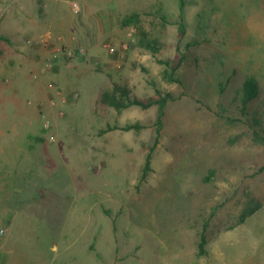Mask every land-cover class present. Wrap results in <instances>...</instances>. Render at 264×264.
Segmentation results:
<instances>
[{"label":"rangeland","instance_id":"rangeland-1","mask_svg":"<svg viewBox=\"0 0 264 264\" xmlns=\"http://www.w3.org/2000/svg\"><path fill=\"white\" fill-rule=\"evenodd\" d=\"M72 2L97 21L53 44L40 0H0V264H264V0ZM115 85L171 94L160 131Z\"/></svg>","mask_w":264,"mask_h":264},{"label":"trees","instance_id":"trees-1","mask_svg":"<svg viewBox=\"0 0 264 264\" xmlns=\"http://www.w3.org/2000/svg\"><path fill=\"white\" fill-rule=\"evenodd\" d=\"M139 14L138 13H132L128 16H126L122 23L123 25H131L133 23H136L139 21ZM181 31L184 32V27L181 26ZM141 46L144 47H148V48H152L155 45V40H142L140 42ZM180 61H178V63L173 67V71L176 67H178L180 65ZM173 71L172 72H168V76L170 79L176 81V79L173 76ZM242 90H243V97H242V106L243 108H245L247 106V104L257 96L258 94V84L255 78L253 77H247L243 84H242ZM171 98L174 99L173 97H171V94L167 93L165 95L160 96L159 99L153 100L150 99L147 102H143L142 100L134 97L131 98L130 97V93L129 90L123 86H119V85H115L112 91H104L102 93L101 96V102H103L104 104H108L112 107H115L116 109H122V108H126L129 107L131 105H140L142 107H148L150 104L152 103H157L158 104V118H157V131H160V128L162 127V118L164 116V109L165 106L167 104V100ZM133 127H138V123L135 124H126L124 126H122L123 129L128 130L131 129ZM116 128L113 126H108L106 129H102L101 131L105 132L107 130L110 129H114ZM150 162H151V153L149 152L146 156L145 159V164L143 167V172H142V179H144L148 173V171L150 170ZM251 212V209H250ZM247 212L243 213L241 216V220L244 219L245 215ZM205 243H206V236L204 232H201L200 234V241H199V254H206V250H205Z\"/></svg>","mask_w":264,"mask_h":264},{"label":"crops","instance_id":"crops-1","mask_svg":"<svg viewBox=\"0 0 264 264\" xmlns=\"http://www.w3.org/2000/svg\"><path fill=\"white\" fill-rule=\"evenodd\" d=\"M65 1L66 0H40V9L37 11V14L44 16L45 20L43 22V27L48 28L47 30L52 33L51 41L53 44L79 41V38L83 37L80 33L91 29L92 23L97 21L100 12L97 9H90L88 3H83L84 11H82V9L80 10V8L74 9V2H72L74 10H78L80 14H85V19L82 20V18H79L80 16H77L78 14L73 16L70 10L72 8L69 9V5L67 6ZM49 8L53 9L52 13L48 11ZM100 16H102V12ZM110 16H108V18ZM42 54H44V52Z\"/></svg>","mask_w":264,"mask_h":264},{"label":"built area","instance_id":"built-area-1","mask_svg":"<svg viewBox=\"0 0 264 264\" xmlns=\"http://www.w3.org/2000/svg\"><path fill=\"white\" fill-rule=\"evenodd\" d=\"M112 50H113V48H111V51H112ZM81 51L84 52L83 49H81ZM81 51L78 50V53H81ZM74 52H75V50H68V51H67V55L72 56V55L74 54ZM49 86H50V87H53L52 84H49ZM57 93H58V92H57ZM52 137H53V136H51V138H52Z\"/></svg>","mask_w":264,"mask_h":264},{"label":"water","instance_id":"water-1","mask_svg":"<svg viewBox=\"0 0 264 264\" xmlns=\"http://www.w3.org/2000/svg\"><path fill=\"white\" fill-rule=\"evenodd\" d=\"M3 233V229H0V234Z\"/></svg>","mask_w":264,"mask_h":264}]
</instances>
